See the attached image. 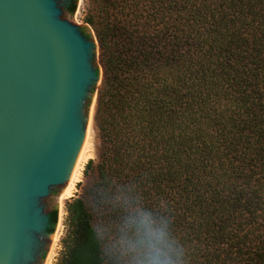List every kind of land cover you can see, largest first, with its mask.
I'll list each match as a JSON object with an SVG mask.
<instances>
[{"label": "trees", "instance_id": "obj_1", "mask_svg": "<svg viewBox=\"0 0 264 264\" xmlns=\"http://www.w3.org/2000/svg\"><path fill=\"white\" fill-rule=\"evenodd\" d=\"M83 21L100 143L59 264H101L92 186L163 204L189 264H264V0H89Z\"/></svg>", "mask_w": 264, "mask_h": 264}, {"label": "water", "instance_id": "obj_2", "mask_svg": "<svg viewBox=\"0 0 264 264\" xmlns=\"http://www.w3.org/2000/svg\"><path fill=\"white\" fill-rule=\"evenodd\" d=\"M70 2L0 0V264L45 263L101 79Z\"/></svg>", "mask_w": 264, "mask_h": 264}, {"label": "clouds", "instance_id": "obj_3", "mask_svg": "<svg viewBox=\"0 0 264 264\" xmlns=\"http://www.w3.org/2000/svg\"><path fill=\"white\" fill-rule=\"evenodd\" d=\"M86 201L101 264H189L163 204L147 207L139 193L126 187L102 193L92 186Z\"/></svg>", "mask_w": 264, "mask_h": 264}, {"label": "rangeland", "instance_id": "obj_4", "mask_svg": "<svg viewBox=\"0 0 264 264\" xmlns=\"http://www.w3.org/2000/svg\"><path fill=\"white\" fill-rule=\"evenodd\" d=\"M89 6V0H76L74 10L71 13H65L66 19L70 21L71 23L75 24L79 28H81L84 33L86 34L93 50H94V60H95V71L97 72L99 70V63H98V47H97V42L93 33V30L89 25H87L83 21L84 14L86 10L88 9ZM100 82L97 83V85L94 87L92 90L91 98H93V103H92V109H91V118L89 120V130H88V135H89V157L88 159H92L93 161H96L97 157V150L99 147L100 139H99V134L98 130L94 124L93 121V110H94V105H95V100H96V93H97V88L99 86ZM87 159V160H88ZM86 160V161H87ZM86 161L82 164V168L80 170V175L79 179L75 184V190L73 194L70 196L72 197L76 193L79 192V189L81 185L85 182V176L83 175L82 171L84 168V165ZM69 197V198H70ZM67 198V199H69ZM65 199L62 204L59 205V214H58V225H56V236L53 240L47 261L45 264H59V259L61 256L62 252V246H61V238L63 237L64 231H65V226H64V217H65V210H64V203L67 200Z\"/></svg>", "mask_w": 264, "mask_h": 264}, {"label": "bare ground", "instance_id": "obj_5", "mask_svg": "<svg viewBox=\"0 0 264 264\" xmlns=\"http://www.w3.org/2000/svg\"><path fill=\"white\" fill-rule=\"evenodd\" d=\"M91 109H92V101H91V106L89 107L87 125H86L85 131H84V133L82 135V139H81L77 164H76V167L73 171V174L70 178L68 185L66 186V188L64 189V191L62 192V194L59 197V205L62 204V202L65 199L69 198L73 194V192L75 190V184L79 179L82 164L88 159V157L90 155L89 154V135H88L89 129L88 128H89V120L91 118ZM57 225H58V222H57ZM56 230H55V236H56ZM55 236H54V238H55ZM54 238H53V240H54ZM53 240H52V243H53ZM52 243H51V246H52ZM51 246H50V249H51ZM50 249H49V252H50ZM49 252H48V255H49ZM48 255H47V258H48ZM47 258H46V261H47ZM46 261H45V263H46ZM47 264H48V262H47Z\"/></svg>", "mask_w": 264, "mask_h": 264}, {"label": "flooded vegetation", "instance_id": "obj_6", "mask_svg": "<svg viewBox=\"0 0 264 264\" xmlns=\"http://www.w3.org/2000/svg\"><path fill=\"white\" fill-rule=\"evenodd\" d=\"M75 3H76V0H71L66 13H71L74 10Z\"/></svg>", "mask_w": 264, "mask_h": 264}]
</instances>
